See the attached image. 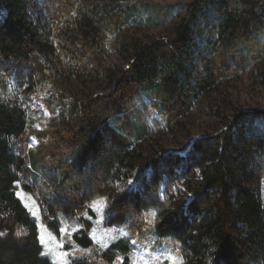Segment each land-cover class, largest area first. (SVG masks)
<instances>
[{
	"label": "trees",
	"instance_id": "trees-1",
	"mask_svg": "<svg viewBox=\"0 0 264 264\" xmlns=\"http://www.w3.org/2000/svg\"><path fill=\"white\" fill-rule=\"evenodd\" d=\"M37 2L44 27L31 19L25 0H0L1 88L9 78L20 85L44 83L50 73L68 79L130 23H172L171 34L119 40V47L132 49L128 68L98 63L89 75L108 82V91L61 102L42 129L29 127L20 103L0 98V264H54L42 255L37 223L16 192L25 173L32 184L23 188L36 187L45 209L42 224L58 236L60 217H75L79 227L70 237L83 248L93 244L90 204L106 199L104 224L125 230L106 247L103 256L110 260L118 251L121 264H130L133 242L151 234L177 242L183 264H264V206L253 187L264 179V133L249 137L246 125L256 116L264 120V113H235L224 128L195 140L189 158L167 155L153 162L147 180L136 170L141 157L133 147L149 135L151 111L160 119L152 117L156 127L177 123L225 79L260 61L264 4L256 10L249 0H191L174 21L175 4ZM209 14L213 38L203 26ZM23 92L31 93L30 85ZM235 127L245 136H237ZM32 134L38 145L27 149ZM15 141L25 154L14 152ZM191 169L200 176L192 199L186 205L161 201V183L167 190ZM130 178L136 187H122Z\"/></svg>",
	"mask_w": 264,
	"mask_h": 264
},
{
	"label": "rangeland",
	"instance_id": "rangeland-1",
	"mask_svg": "<svg viewBox=\"0 0 264 264\" xmlns=\"http://www.w3.org/2000/svg\"><path fill=\"white\" fill-rule=\"evenodd\" d=\"M120 3L135 0H117ZM157 4H175L176 13L174 21H178L179 14L184 15L182 3L191 0H146ZM264 0H249V5L256 10H260ZM26 10L31 19L44 27L42 16L37 0H25ZM182 10L177 13L178 9ZM214 22V15L209 14V19L203 22L205 34L211 38L214 32L211 24ZM171 24H160L156 26H137L130 23L116 35L110 37L105 43L103 50L99 53V58H91L79 72H73L68 79H64L50 73V77L44 83H37V80L26 82L20 85L14 78H9L6 88L0 87V98L12 99L21 104L26 110L28 125L31 129H42L55 117L60 109V103L71 100L75 95H96L104 94L108 91L109 83L97 76L89 73L98 65L126 69L129 66L131 50L127 47H119V40L136 39L147 41L153 37H168L171 34ZM264 44V36L261 37ZM31 87V93L24 94L23 88ZM148 104L149 102L145 100ZM261 112L264 113V52L262 58L257 63L248 65L245 71L239 72L234 77L225 79L210 96L193 107V110L185 117L174 124L164 125L160 122L158 127L153 124V118L160 121L154 111L147 116L150 124V133L142 139L134 141V149L141 157L136 170L143 171L145 178L150 175L151 164L163 156L178 155L187 159L191 155V147L195 140L224 128L233 119V115L238 112ZM248 136L264 133V120L261 116L254 118V124H246ZM236 135L244 137V133L239 127H235ZM263 131V132H262ZM253 133V134H252ZM38 139L32 134L28 139L27 149H35ZM13 150L16 154H25V149L18 141L14 142ZM199 173L196 169L187 170L176 180L167 185V190L163 183L160 185L159 198L161 201H177L186 205L193 197L199 185ZM22 184L31 185L32 179L29 173L20 176L17 185V195L35 219L38 226V236L43 238L42 255L47 257L54 264H70L73 262H85V264H121V254L110 260L103 256L106 247L115 239L125 234L121 227H112L104 224L106 199L99 197L90 206L96 213L93 228L90 236L93 244L83 248L75 244L71 239V234L79 225L72 216H61V231L58 236L54 235L41 222V213L45 211L39 203V192L36 187L31 192L25 191ZM122 187L134 189L136 182L128 179L122 182ZM260 194L261 202L264 206V179L257 184H253ZM156 239V241H155ZM40 241V239H39ZM68 246L66 249L64 245ZM130 264H183L184 259L179 244L171 241L168 237L158 239L149 234L141 241L133 242V250Z\"/></svg>",
	"mask_w": 264,
	"mask_h": 264
},
{
	"label": "snow or ice",
	"instance_id": "snow-or-ice-1",
	"mask_svg": "<svg viewBox=\"0 0 264 264\" xmlns=\"http://www.w3.org/2000/svg\"><path fill=\"white\" fill-rule=\"evenodd\" d=\"M61 231H63V230H61ZM39 239H40V242H41V243H43V242H44L42 237H41V238H39Z\"/></svg>",
	"mask_w": 264,
	"mask_h": 264
}]
</instances>
